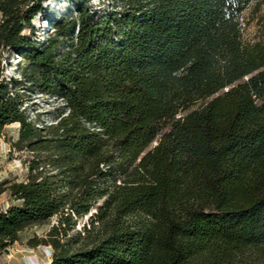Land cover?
Segmentation results:
<instances>
[{
    "label": "trees",
    "instance_id": "trees-1",
    "mask_svg": "<svg viewBox=\"0 0 264 264\" xmlns=\"http://www.w3.org/2000/svg\"><path fill=\"white\" fill-rule=\"evenodd\" d=\"M49 0H0V137L18 123L26 178L0 184V257L30 227L47 264H264V34L242 16L264 0H112L33 25ZM59 97L37 125L19 89ZM90 216V217H89ZM85 217L90 222L77 231Z\"/></svg>",
    "mask_w": 264,
    "mask_h": 264
},
{
    "label": "rangeland",
    "instance_id": "rangeland-1",
    "mask_svg": "<svg viewBox=\"0 0 264 264\" xmlns=\"http://www.w3.org/2000/svg\"><path fill=\"white\" fill-rule=\"evenodd\" d=\"M80 3H88L96 10L97 18L114 10L112 0H49L43 5L44 10L33 22L37 40L41 46H45L53 36L56 21L68 20L77 16L76 8ZM242 18L244 41L255 42L261 39L264 34V3H253L244 12ZM20 61L21 58L14 50L3 53L0 61V78L7 82L11 79L20 80ZM19 93L24 101L23 108H26L27 114L37 125L42 123L55 124L59 116L66 112L63 101L57 96L43 94L28 85L20 88ZM19 129L18 123L8 125L0 137V184L22 182L26 178L30 154L17 152L12 146L19 138ZM11 203V198L4 194L0 198V209L8 207ZM89 217H85L79 222L77 231L83 229L84 224L90 222ZM57 222L58 218H53L45 225L34 226L25 230L19 241L8 248L9 252L2 254L0 264H47L51 262L52 247L39 246L34 248L30 246V242L36 238H45Z\"/></svg>",
    "mask_w": 264,
    "mask_h": 264
},
{
    "label": "water",
    "instance_id": "water-1",
    "mask_svg": "<svg viewBox=\"0 0 264 264\" xmlns=\"http://www.w3.org/2000/svg\"><path fill=\"white\" fill-rule=\"evenodd\" d=\"M9 252V249H6V253H8Z\"/></svg>",
    "mask_w": 264,
    "mask_h": 264
}]
</instances>
